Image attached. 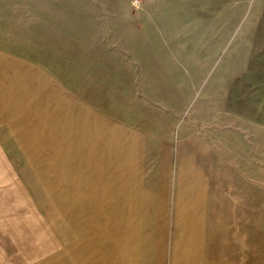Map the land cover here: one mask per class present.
Instances as JSON below:
<instances>
[{
	"label": "rangeland",
	"instance_id": "1",
	"mask_svg": "<svg viewBox=\"0 0 264 264\" xmlns=\"http://www.w3.org/2000/svg\"><path fill=\"white\" fill-rule=\"evenodd\" d=\"M0 52L40 72L80 114L116 127L124 185L142 180L141 205L153 203L154 190L157 203L164 166L165 226L147 230L157 212L141 208L134 264H154L157 248L164 264H174L175 225H192L194 216L181 207L192 204L183 189L176 197L175 183L178 175L193 177L195 165L177 168L201 151L203 201L220 242L208 251L236 264H264V0H0ZM83 124L54 103L14 134L0 132V192L3 181L19 183L43 226L41 237L28 238L0 203V264H73L68 242L72 256L85 214L57 211L35 167H67L72 147L88 140ZM30 189L41 194V206ZM127 192L124 204L138 205ZM92 247L79 262L75 240L74 264H98L88 260L97 253ZM180 259L175 264H194L190 255Z\"/></svg>",
	"mask_w": 264,
	"mask_h": 264
},
{
	"label": "crops",
	"instance_id": "2",
	"mask_svg": "<svg viewBox=\"0 0 264 264\" xmlns=\"http://www.w3.org/2000/svg\"><path fill=\"white\" fill-rule=\"evenodd\" d=\"M54 103L62 104L69 118L72 117L84 123L85 135L88 140L87 142H78L72 147L75 156L67 162V167H61L62 170L58 171L54 168L55 162H44V169L41 166L40 169L38 166L35 167V176L41 183V191L46 197H52L50 200L56 204L57 211L85 214L78 227L80 237L74 238L77 240V261L85 263L87 261L86 253L93 246L92 249L97 253L94 258L88 259L91 260V263L92 260H97L98 264H107L109 260L110 264H134L137 255L135 248L136 229H138L137 215L141 208L146 213L157 212L155 220L151 219L147 222L145 227L147 230H153L155 225L157 229H164L165 226L164 216L168 188L167 172L164 166L159 174L161 184L158 187L157 203H154L153 185V203L141 205L136 187L140 183L142 184V180L140 181L136 176L135 182L133 183L131 179L132 184L130 183L128 186L127 178L124 185L122 172L125 162L121 156L122 144L116 134V127L104 123L92 114H80L79 109H73V102L68 96L63 95L59 88L54 87L50 81L45 82L40 72L25 61L0 52L1 133L14 134L28 116L44 111L46 106ZM13 137L18 144L15 135ZM128 148L132 158L136 154L135 147L129 146ZM186 159L179 162L177 171L180 173L185 165L194 164V176L183 180L178 175L175 194L176 197H181L180 190L183 189L182 191L187 192L185 197L188 196V199H185V202L192 205L181 207L194 213V216L192 225L189 222L187 224L177 221L175 238L171 244V260L175 264L182 256L184 259L190 255L194 264H236L226 256H221L217 251L215 253L208 251L209 244L218 245L220 242L217 235L213 236L214 229H217L216 222H208L209 208L203 201L205 155L201 151L193 153ZM1 184L4 186L3 191L0 192L1 205L12 210L11 214L15 216L14 219L20 220L27 237L30 233L35 239L41 237L38 230L43 227L42 223L36 217V210L28 202L23 188L19 183L14 185L15 183L7 184L3 181ZM126 189L128 192H132H127L128 195L137 197L138 205L124 204L123 198ZM30 190L34 198L33 204L41 206V200H39L41 194L36 189ZM26 214L30 217L24 220ZM16 221L19 223L18 220ZM86 221H92L91 224H93L90 226L93 229L88 238L86 236ZM189 227H192L193 233L189 231ZM247 229L249 230V227ZM209 231L211 235H209ZM20 232L22 233V231ZM75 240L73 241L72 256L71 241L68 242V257L70 261L73 257V264L76 259ZM159 245L160 243L157 242V246ZM108 246L111 254H108ZM150 246L148 241L147 248ZM157 249L154 264H164V252L162 249Z\"/></svg>",
	"mask_w": 264,
	"mask_h": 264
}]
</instances>
